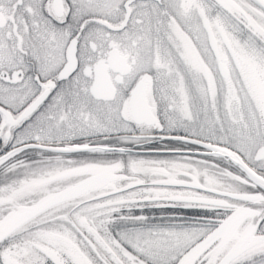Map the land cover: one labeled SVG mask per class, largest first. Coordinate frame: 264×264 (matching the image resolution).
Wrapping results in <instances>:
<instances>
[{
  "label": "snow or ice",
  "instance_id": "snow-or-ice-1",
  "mask_svg": "<svg viewBox=\"0 0 264 264\" xmlns=\"http://www.w3.org/2000/svg\"><path fill=\"white\" fill-rule=\"evenodd\" d=\"M0 264H264V0H0Z\"/></svg>",
  "mask_w": 264,
  "mask_h": 264
}]
</instances>
